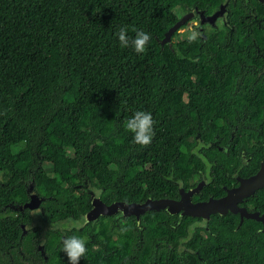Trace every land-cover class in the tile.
Segmentation results:
<instances>
[{"label":"trees","instance_id":"16d2710c","mask_svg":"<svg viewBox=\"0 0 264 264\" xmlns=\"http://www.w3.org/2000/svg\"><path fill=\"white\" fill-rule=\"evenodd\" d=\"M222 1L0 0V264H67L60 240L73 233L86 240L80 264H153L164 258V236L177 243L191 218L151 210L136 222L145 228L140 239L124 220L115 242L105 234L108 217L91 228L53 229L91 210L88 190H99L106 206L176 201L179 188L193 189L204 175L208 184L192 196L206 202L224 195L234 173L245 179L257 172L264 162V75L254 82L242 69L259 60L250 37L235 42L244 34L238 28L233 38L208 31L177 40L182 26L161 44L186 8L207 15ZM255 14L264 26V6ZM121 26L129 35L137 28L150 34L143 53L119 46ZM141 109L154 120L146 146L132 143L123 127ZM21 135L23 147L13 152ZM242 152L250 156L245 165ZM27 183L44 199L40 215L10 208L28 201ZM248 201L264 212V188ZM224 220L211 218L207 228L216 236L207 243L226 239ZM46 225L51 230L42 232Z\"/></svg>","mask_w":264,"mask_h":264},{"label":"flooded vegetation","instance_id":"af4514ba","mask_svg":"<svg viewBox=\"0 0 264 264\" xmlns=\"http://www.w3.org/2000/svg\"><path fill=\"white\" fill-rule=\"evenodd\" d=\"M256 2L264 6L263 2H260L259 0H256ZM260 5L255 6V8H259ZM255 8L251 0H223L216 9L212 10L207 15H205L204 12H200V10L186 8L185 11L180 14V18L185 14H192V18L186 22L184 28L190 23L198 30L199 28H205V26H207V29H203V32L198 38H201V36L203 37V34L208 31L224 33V35L221 36L222 38H226L228 35L233 38L231 33L237 32L238 28L241 32H244V34L235 36V42L239 41L240 39L246 41V39L250 37V46L254 49V56H257L259 60L254 62L246 61V63L242 62L241 64L243 65V70L255 75V82L259 79L260 75H264V49H262V43L264 47V26L261 23L263 19L259 20L257 18V15L255 14ZM237 9H239V12L241 13L232 18L234 14L233 11ZM202 21H205L203 25L200 24ZM237 83H239V80H237ZM263 145L264 144H262V146ZM240 157L242 165L247 164L250 158V156L244 154L243 152L240 153ZM262 163L264 162H261V164ZM227 175L228 173H226V176ZM232 179V182H229V187H221L224 192L223 196L226 195L227 190L235 188L239 185L238 179L244 178L240 177L236 172L233 174ZM195 180L196 181H194V184L191 188H195L202 182L203 185L200 190H202L209 182V180L204 175L198 176V179ZM180 190L184 189H178V198L176 201L180 198ZM88 192L92 193V196L95 194L96 198L99 196V190L92 189L88 190ZM254 193L244 198L237 204V208L242 209V212L232 213L228 211L224 215L215 213L209 215L208 219L184 216L181 215V212L171 215L164 211L168 216H176L178 219L189 217L192 219V221L189 226L185 227L183 230L186 235L180 233L183 235L179 237L177 243L168 241V235L164 236L167 238L164 239L160 244V246L162 245L160 251H163L162 254L164 258L158 259V261L154 260L153 264H155V262H159L160 264H264V212H262L260 209H255L252 203L248 201V198L252 197ZM29 196L30 194H28V200ZM193 196H195V194ZM193 196L191 197V200L194 201H191L192 203L205 202L195 200ZM207 199L209 200L211 198L208 197ZM32 212L40 215L42 212V207H40L38 210L31 211L30 213ZM151 212L154 211L141 213L138 215L139 217L137 219L134 214L124 217L123 213L118 211L112 215L98 216L89 223L87 222V224H90L89 228H91L96 223H98L99 219L107 217L111 218V220H105L111 224L105 234L112 233L111 239L115 242L120 238V235L123 234V232L119 229L120 224L124 225V220H127L129 221L130 225L133 226L131 227L130 232L133 234L137 233L136 235L140 239L145 228H141L136 222H138V220H140V218L146 213ZM213 216H217L218 219L226 218V221L224 220L227 226L226 239L220 244L206 242L209 235L216 236V234H213L210 229L207 228V225ZM83 218L84 215L81 216V218L77 221H71L76 224H79V221H82L80 226L72 227L80 229V227L86 224L83 222ZM65 222L69 223V221ZM58 224H62V222ZM72 227H68L66 229L70 230ZM171 229L175 230L176 228ZM53 230L62 232L64 229H61V227H56ZM194 236L196 237L194 238ZM93 248L96 249L97 246H94Z\"/></svg>","mask_w":264,"mask_h":264},{"label":"water","instance_id":"95a60500","mask_svg":"<svg viewBox=\"0 0 264 264\" xmlns=\"http://www.w3.org/2000/svg\"><path fill=\"white\" fill-rule=\"evenodd\" d=\"M264 3V0H259ZM192 18V14L188 13L182 16L177 23H175L164 35L161 44L170 42L171 36L177 32L186 22ZM239 185L235 188L226 191V195L219 199H209L206 202L192 203L191 197L197 194L201 189L203 183L201 182L195 188L184 192L180 190V199L178 201L159 199V200H146L142 204H125V203H112L109 206L104 205L99 199L91 198V210L84 216V223L90 222L102 215H112L118 211L122 212L124 217L134 214L138 219V215L151 210L160 211L165 210L167 213L173 215L181 212V215L207 218L211 214L218 213L224 215L225 213L242 212V209L237 208V204L244 198L252 195L256 190L264 188V163L261 164L259 170L252 176L245 179H238ZM34 186L31 183L26 188V192L30 194L29 200L22 206H12L10 208L14 211L22 212L23 210L35 211L40 209L44 199L39 194L34 193ZM24 230V227L21 226ZM25 233V231H23ZM40 254L44 256L43 247L39 246Z\"/></svg>","mask_w":264,"mask_h":264},{"label":"clouds","instance_id":"9594fccd","mask_svg":"<svg viewBox=\"0 0 264 264\" xmlns=\"http://www.w3.org/2000/svg\"><path fill=\"white\" fill-rule=\"evenodd\" d=\"M133 35H129L127 26H121L116 33L119 46L122 49L131 48L135 53H143L150 41V34L143 29H132ZM199 32L194 28L188 30L186 39L192 42L199 37ZM124 129L131 134L132 143L146 146L151 143L154 136V120L152 113L146 110H134L123 121ZM125 229H121L124 231ZM60 251L65 255L67 264H80V260L86 256V240L75 233L64 235L60 240Z\"/></svg>","mask_w":264,"mask_h":264},{"label":"rangeland","instance_id":"374dc122","mask_svg":"<svg viewBox=\"0 0 264 264\" xmlns=\"http://www.w3.org/2000/svg\"><path fill=\"white\" fill-rule=\"evenodd\" d=\"M215 18V17H214ZM205 23V21H202L200 24L201 25H203ZM204 27V26H203ZM190 28H194L197 32H199V34H201L202 32H203V29L204 30H206L207 29V26H205V28H199V30L198 29H196L195 28V26L194 25H192L191 23L190 24H188L183 30H180L179 31V37L177 38V40H179V39H181V38H183V37H186L187 36V34H188V30L190 29ZM189 99V101L190 102H192L193 101V99H194V96L193 95H190L189 97H188ZM25 140V137H24V135H21V136H19V143H18V145L15 147V148H13V152H15V151H17V150H19V149H21L22 147H23V141ZM102 178V177H101ZM103 179V178H102ZM30 185V183H27V186H29ZM33 192L34 193H37V192H35V190H33ZM38 194V193H37ZM93 198H95L96 199V195L94 194V196H92ZM31 215H34V212H32L31 213ZM83 222H85V220H84V218H83ZM36 223V225L37 224H39V222H35ZM82 223V221H79V224L77 223H73V222H66L64 225L63 224H60L61 225V228H65V227H72V226H80V224ZM66 229V228H65ZM47 230H51V227L48 225H46V227L45 228H42V232L43 231H47ZM5 234H6V236L10 239V240H15V238L13 237V235H10V232H9V230L6 228L5 229Z\"/></svg>","mask_w":264,"mask_h":264}]
</instances>
